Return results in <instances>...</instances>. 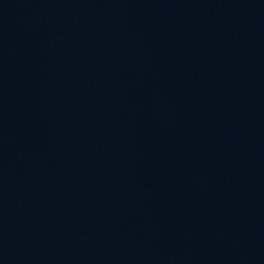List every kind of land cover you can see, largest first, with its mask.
<instances>
[{"label":"water","instance_id":"95a60500","mask_svg":"<svg viewBox=\"0 0 264 264\" xmlns=\"http://www.w3.org/2000/svg\"><path fill=\"white\" fill-rule=\"evenodd\" d=\"M0 264H264V0H0Z\"/></svg>","mask_w":264,"mask_h":264}]
</instances>
